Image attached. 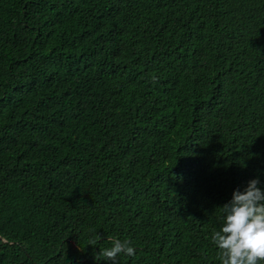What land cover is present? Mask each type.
I'll return each instance as SVG.
<instances>
[{
  "label": "trees",
  "instance_id": "16d2710c",
  "mask_svg": "<svg viewBox=\"0 0 264 264\" xmlns=\"http://www.w3.org/2000/svg\"><path fill=\"white\" fill-rule=\"evenodd\" d=\"M251 179L264 0H0V264H221Z\"/></svg>",
  "mask_w": 264,
  "mask_h": 264
},
{
  "label": "clouds",
  "instance_id": "9594fccd",
  "mask_svg": "<svg viewBox=\"0 0 264 264\" xmlns=\"http://www.w3.org/2000/svg\"><path fill=\"white\" fill-rule=\"evenodd\" d=\"M251 179L243 191L234 190L231 200L220 207L223 224L212 234L221 264H258L264 261V191ZM96 240H100L97 235ZM112 247L98 257L115 262L120 254L133 256L131 241L113 238Z\"/></svg>",
  "mask_w": 264,
  "mask_h": 264
}]
</instances>
